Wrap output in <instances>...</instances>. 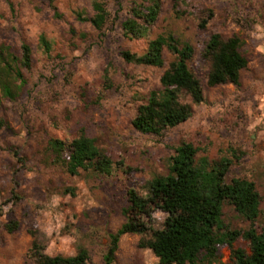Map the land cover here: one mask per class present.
<instances>
[{
	"label": "rangeland",
	"instance_id": "374dc122",
	"mask_svg": "<svg viewBox=\"0 0 264 264\" xmlns=\"http://www.w3.org/2000/svg\"><path fill=\"white\" fill-rule=\"evenodd\" d=\"M9 1L13 11L8 0H0V45L19 55L27 43L33 61L24 94L0 105V119L7 123L0 130V264H33L27 256L32 241L48 256L72 257L83 248L87 264H105L109 236L126 222L127 192L146 195L147 182L168 174L182 142L192 144L196 162L204 159L209 167L232 160L226 182L254 183L258 218L251 223L224 204L227 229H264V0H158L159 17L142 39H125L121 23L134 3L146 0H101L110 15L101 37L76 19L77 13L93 14V0ZM167 32L193 47L189 68L201 83L204 102L192 105V116L161 136L142 134L132 119L149 94L160 90V76L174 58L164 50L162 68L136 66L125 63L119 51L141 54ZM41 34L52 45L51 59L38 44ZM212 34L242 40L248 65L238 87L206 84L201 53ZM106 70L112 87L104 89ZM81 128L113 161L109 175L90 168L70 175L52 163L48 141L69 143ZM166 217L155 211L152 227L163 228ZM11 222L18 228L8 233L4 227ZM142 238L148 236H121L112 264H157L149 249L139 248ZM234 246L248 250L242 239ZM219 253L213 264H230L229 249Z\"/></svg>",
	"mask_w": 264,
	"mask_h": 264
},
{
	"label": "trees",
	"instance_id": "16d2710c",
	"mask_svg": "<svg viewBox=\"0 0 264 264\" xmlns=\"http://www.w3.org/2000/svg\"><path fill=\"white\" fill-rule=\"evenodd\" d=\"M180 1L173 0L174 3ZM8 6L13 11L9 0ZM91 6L93 14L90 17L77 13L76 19L89 24L101 37L110 15L101 0H93ZM160 11L158 0L134 3L129 17L121 23L123 37L144 38L156 23ZM206 23L207 20L202 21L200 28ZM38 44L46 58L51 59L52 45L44 34L38 37ZM242 46L237 35L227 39L219 34L210 36L201 53V59L208 67L206 84L209 88L227 84L239 86L240 73L248 65ZM164 50L174 59L160 76V90L152 91L145 103L138 106L131 122L134 130L142 134L161 136L165 130L185 123L192 116V105L204 102L201 83L189 68L194 49L170 32L157 35L141 54L120 50L119 57L127 64L162 68ZM32 61V51L27 43L20 46L19 55L4 44L0 45V105L16 102L24 94L28 85L26 74L32 68ZM104 80V89L111 88L108 70ZM6 127V121L0 119V130ZM48 152L52 163L63 165L70 175L88 168L109 175L113 165L82 128L69 143L50 139ZM196 154L192 144L182 142L170 159L168 174L147 182L146 195H139L135 190L127 192V206L123 210L126 222L109 236L105 264H112L119 240L126 234L148 236L140 239L138 246L149 249L158 259L157 264H213L219 260L221 247L229 249L230 264H264V229L229 230L221 219L224 204L251 223L258 218L260 200L254 183L246 179L226 182L232 160L222 159L209 167L204 159L196 162ZM155 211L167 216L161 229L151 225V215ZM4 228L12 233L18 223L11 222ZM239 239L247 242V251L234 246ZM27 256L33 264H87L89 259L83 248L72 257L48 256L37 241H32Z\"/></svg>",
	"mask_w": 264,
	"mask_h": 264
},
{
	"label": "clouds",
	"instance_id": "9594fccd",
	"mask_svg": "<svg viewBox=\"0 0 264 264\" xmlns=\"http://www.w3.org/2000/svg\"><path fill=\"white\" fill-rule=\"evenodd\" d=\"M157 215H159V214H157Z\"/></svg>",
	"mask_w": 264,
	"mask_h": 264
}]
</instances>
